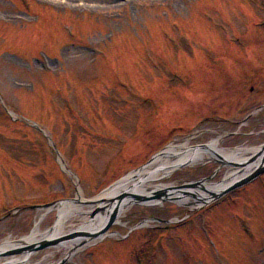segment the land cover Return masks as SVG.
Returning a JSON list of instances; mask_svg holds the SVG:
<instances>
[{
  "label": "rangeland",
  "instance_id": "rangeland-1",
  "mask_svg": "<svg viewBox=\"0 0 264 264\" xmlns=\"http://www.w3.org/2000/svg\"><path fill=\"white\" fill-rule=\"evenodd\" d=\"M224 66L244 70L248 98L237 110L236 73L211 89ZM263 75L264 0H0V242L19 243L48 208L30 206L77 197L62 160L87 200L176 140L259 146ZM213 95L220 110L201 101ZM231 167L190 164L163 183L204 179L212 190ZM197 206L136 203L66 264H264V173ZM57 215L48 213L41 230ZM85 218L70 211L59 231H80ZM64 248L36 251L23 264H56Z\"/></svg>",
  "mask_w": 264,
  "mask_h": 264
},
{
  "label": "bare ground",
  "instance_id": "bare-ground-1",
  "mask_svg": "<svg viewBox=\"0 0 264 264\" xmlns=\"http://www.w3.org/2000/svg\"><path fill=\"white\" fill-rule=\"evenodd\" d=\"M191 138H186L184 140H176L172 143H170L163 151L162 154L156 156L150 163L146 164L144 167L132 171L126 178L119 181L114 185L112 188H110L108 191L102 193L99 196V199H102L104 197H109L112 195H116L117 193L123 191L124 189H131L134 192L138 193H146L147 189H153L155 187H162L166 185L163 183V180L170 176L172 171L175 169V167L182 163V162H188L190 164H196V163H203L211 160H215L217 158V154L213 152V150L218 151L219 154H222L225 157H233L242 153H245L249 150H251L253 147L248 145H241L237 146L235 148H220L218 146L219 139L214 138L210 140L208 146H193L190 144ZM230 165L231 164H227ZM234 166V165H233ZM238 166L231 167L229 170L226 171V174L224 178L220 182H215L210 185V188H212L213 192H218L222 188H224L226 185L231 183L233 180L239 178L240 176L244 175L245 173H248L252 167H247V170L245 172H240L239 174H233V171L236 170ZM209 196V195H208ZM202 195L201 199H197V201H190V198L187 197L185 200H176L178 203L182 205H187L189 207H196L200 206V204H204L205 201H207L210 196ZM131 197V196H130ZM126 198L123 203L121 204L118 213L119 216L117 218L118 221H120V216L128 209L130 206L134 205V198ZM97 200L98 205H104L108 200ZM82 202L78 201H64L60 204H57L54 207L47 208L46 210L42 211L38 214L35 226L30 234L25 235L22 237L19 243H13L12 239L8 238L4 242H0V248L4 245H7V243H12L16 246L19 245H27L31 244L34 241L41 240L43 238H49L52 236L57 235V232L64 226L66 223V218L68 216V213L70 211H75L76 213L80 212L83 213L84 216H86L85 220L82 222V225H80L81 229L88 230L90 232H97L107 221L109 217V212L106 211H99L98 214L94 218H90L89 213L92 211V209L95 206H92L90 210L88 211H82ZM53 209H57L58 215H57V221H56V227L54 229L48 230V231H42L40 228L42 220L50 213ZM89 216V217H88ZM88 217V218H87ZM82 226V227H81ZM94 241V237L92 235L87 236H81L72 243H65L64 250L69 253L73 251L74 249H77L79 245L82 243H85L86 245L92 243ZM30 256L31 253H25L23 256H6L0 258V264H23L30 262Z\"/></svg>",
  "mask_w": 264,
  "mask_h": 264
},
{
  "label": "water",
  "instance_id": "water-1",
  "mask_svg": "<svg viewBox=\"0 0 264 264\" xmlns=\"http://www.w3.org/2000/svg\"><path fill=\"white\" fill-rule=\"evenodd\" d=\"M11 113V112H10ZM196 146H208L207 143H203V144H198ZM164 151L160 150L158 153H156L151 160H149L146 164L150 163L156 156L162 154ZM214 153L217 154V158H215V160L220 161L222 163V165L224 164H231L232 166L234 165L235 167L238 166V168L236 170L233 171V174H239L240 172H245V170H247V167H252V169L248 172L245 173L244 175L240 176L239 178L233 180L231 183H229L228 185H226L224 188H222L221 190H219L218 192H213L212 190H209L206 188V186L204 185V179L202 180H197L194 182H190V183H186L180 186H171V185H164L162 187H155L153 189H147L148 191L146 193H138V192H134L131 189H124L123 191L117 193L116 195H112L109 197H104L102 199H99V196L108 191L110 188H112L114 185H116V183H118L119 181L123 180L124 178H126L129 174H127L126 176L122 177L120 180H118L117 182H115L114 184H112L110 187H108L107 189H105L100 195L96 196L95 198L92 199H80V198H70V199H65L59 202V204L61 202L64 201H80L82 203H90V202H96L97 200H108L104 205H98L95 206L92 211L89 213L90 218H94L99 211H108L109 212V217L107 219V221L105 222V224L97 231V232H90L88 230L85 229H81L80 231H75V232H71L69 234H62L60 231L57 232V235L49 237V238H43L41 240L38 241H34L31 244H27V245H19V246H15L12 243H7V245H4L0 248V258L1 257H6V256H14L16 254H22V253H33L42 249H45L47 247L53 246V245H58V244H65L69 241H75L78 238H80V235H92V237H101L103 235H105L107 233V231L111 228V226L116 223L117 218L119 216L118 210L121 206V204L123 203V201L130 197V198H134V202L138 203V204H146V203H152V202H158L161 200H182V201H187L185 200L187 197H185V195H191L195 198H199L201 199L202 194H198L196 193V191H198V188H203L204 190H208L209 193L211 194V198H209V200L205 201L204 204H200L199 207L204 206L205 204L209 203L210 201L214 200V199H218L220 197H222L223 195H225L226 193L230 192L233 189H236L240 186H243L249 182H251L252 180H254L255 178H257L258 176H260L261 174L264 173V142L257 146L252 148L251 150L233 156V157H225L222 154H219L218 151L213 150ZM146 164L142 165L141 167H139L138 169L144 167ZM188 162H182L180 164H178L175 169H178L182 166H186L188 165ZM174 169V170H175ZM173 170V171H174ZM172 171V172H173ZM68 172H70V170H68ZM243 172V173H244ZM213 175L207 177V178H212ZM191 188V190L186 189V188ZM77 195H79L81 197V191L79 189V184H78V180H77ZM99 201V202H100ZM56 203H51V204H46L43 206H38V207H52L54 206ZM56 227V225H54L51 229H54ZM82 227V226H81ZM50 229V230H51ZM74 254V251H71L70 253H68V255H66L65 258H63L62 260H60L57 264H65V262L67 261V258L70 257L71 255Z\"/></svg>",
  "mask_w": 264,
  "mask_h": 264
},
{
  "label": "flooded vegetation",
  "instance_id": "flooded-vegetation-1",
  "mask_svg": "<svg viewBox=\"0 0 264 264\" xmlns=\"http://www.w3.org/2000/svg\"><path fill=\"white\" fill-rule=\"evenodd\" d=\"M248 64L250 65V67L248 68V70L247 69H245L246 71H248V73H249V69L253 66H255V62L253 61H251V62H248ZM246 67V66H245ZM248 67V66H247ZM243 71L244 70H242V68H239L237 71L236 70H231V69H228L226 66H224V67H222L221 69L219 68V72H220V74L221 75H223L222 76V78H221V81H220V84L221 85H218V86H216V87H214L213 85H212V87H211V89L213 90V89H215L216 91H217V89H219L220 87H222L223 85H225L224 83L227 81L226 80V76H227V73H230V72H232V73H236L235 74V76H234V82H233V85L235 86V89L237 90V98L235 99L236 100V104L237 105H235L234 106V108L233 109H235V110H237L242 104H243V102L245 101V100H247V96H244V93H242L243 91H244V89H243V87H242V85H241V83H242V80H243V77L242 76H240V73L242 72V74H243ZM255 72H256V70H255ZM257 73V72H256ZM253 74V73H252ZM252 74H248V77H251V79H253L252 78V76H254V75H252ZM230 75V74H229ZM260 76V75H259ZM237 78V79H236ZM261 79L263 78L264 79V75L263 76H261L260 77ZM260 79H258V81H259ZM238 88V89H237ZM255 89H256V86L255 85H252L251 86V88H250V92H253V91H255ZM201 95V94H200ZM199 95V96H200ZM197 99H199V97H194V101L195 100H197ZM201 101H204V102H206V103H208V104H214V106H215V109H217V110H220L221 108H222V106H220V105H216L215 104V99H214V95L212 96V97H210L209 99H203V100H201ZM194 103H196V102H194ZM196 105H197V109L198 110H201V108L200 107H198V104L196 103ZM212 107V106H211ZM207 110V109H206ZM207 118H209V116H207Z\"/></svg>",
  "mask_w": 264,
  "mask_h": 264
}]
</instances>
